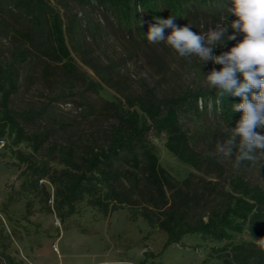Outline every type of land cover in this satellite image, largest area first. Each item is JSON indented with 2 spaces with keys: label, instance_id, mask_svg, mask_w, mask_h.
<instances>
[{
  "label": "trees",
  "instance_id": "trees-1",
  "mask_svg": "<svg viewBox=\"0 0 264 264\" xmlns=\"http://www.w3.org/2000/svg\"><path fill=\"white\" fill-rule=\"evenodd\" d=\"M71 1L81 8L95 5L121 28L136 30L142 40L156 18L171 15L179 21L196 11L235 18L227 11L231 0H60V4L67 9ZM67 17L64 26L49 0H0V38L9 42L0 48V142L5 141L21 170L20 194L39 197V210L54 213L60 222L83 201L103 216L126 209L130 221L142 218L166 234L163 248L179 243L186 234H199L202 240L223 242L208 254L219 264H264V243L259 240L264 238V185L248 179L253 160L237 165L235 149L231 158L216 149L218 141L231 137V128L242 116L232 111L241 98L222 97L210 87H185L164 100L149 91L128 96L126 107L106 100L97 106L85 91H96L101 83L78 72L67 32L75 36L83 63L106 84L108 67L83 45L77 14ZM90 28L99 35L97 25L90 23ZM80 81L86 90L75 89ZM23 90L28 94L36 90L47 99L18 106ZM72 96L77 98L74 106L63 109ZM151 132L164 133L165 148L198 173L176 180L160 164ZM244 231L250 240H233V233ZM0 264H15L2 248L1 237ZM199 264H208L207 259Z\"/></svg>",
  "mask_w": 264,
  "mask_h": 264
},
{
  "label": "rangeland",
  "instance_id": "rangeland-1",
  "mask_svg": "<svg viewBox=\"0 0 264 264\" xmlns=\"http://www.w3.org/2000/svg\"><path fill=\"white\" fill-rule=\"evenodd\" d=\"M64 21L68 24V14L75 13L81 20L83 45L98 56L102 65L107 66L108 84L101 82L97 75L83 63L80 53L75 49V36L67 32V44L82 76L100 81L96 91L87 90L85 95L97 106L103 101L121 102L126 107L128 96L145 95L153 91L164 100L185 87H209L205 76L213 68L220 70L222 65L208 61L203 64L197 56L183 58L170 46L161 42L152 44L147 38L142 40L136 30L131 32L121 28L115 19L95 5L81 8L69 2L67 9L60 0H49ZM236 17L226 23H231ZM179 26L190 24L197 34L224 23L217 15L196 11L186 18L175 21ZM90 23L98 26L99 35L93 33ZM149 27L146 28L148 33ZM229 28L226 35H231ZM171 29H166L169 35ZM243 33L235 41L217 45L213 55H220L234 47ZM9 42L0 38V48ZM42 81V80H41ZM37 84L34 86L36 89ZM43 88V86H42ZM76 90H86L82 81L77 82ZM48 97V96H47ZM47 99L36 90L30 94L21 91L16 104L24 107L27 103ZM76 97L67 98L63 109L72 108ZM69 101V102H68ZM140 115L141 112H139ZM215 127V123H209ZM264 134V127L258 128ZM150 141L154 146L160 164L176 179L182 180L190 172H196L189 164L181 162L165 148L164 133L151 132ZM253 168L248 174L251 183L264 185V151L257 150ZM14 158L5 141L0 142V237L2 248L11 255L15 264H199L207 259L208 264H219L215 258L208 257L211 247L221 246L223 242L202 240L199 234H186L177 244L163 248L166 234L150 227L145 220H129L126 209L118 210L108 216L88 206L84 201L76 206L77 211L60 222L54 213L39 210V197L22 196L20 186L24 180L21 170L14 165ZM52 191L53 187L45 181ZM31 207H28V203ZM246 231L233 233V240H250ZM75 259L76 257H81ZM79 261V262H78Z\"/></svg>",
  "mask_w": 264,
  "mask_h": 264
},
{
  "label": "clouds",
  "instance_id": "clouds-1",
  "mask_svg": "<svg viewBox=\"0 0 264 264\" xmlns=\"http://www.w3.org/2000/svg\"><path fill=\"white\" fill-rule=\"evenodd\" d=\"M227 11L236 17L231 23H218L207 31L197 34L190 24L179 26L174 16L167 19L156 18L149 26L146 38L152 44L166 43L180 57L197 56L203 64L212 61L222 65L205 76L208 86L225 97L241 98L232 111L242 112V116L232 129L230 138L216 143L217 152L224 158H231L234 149L239 155L236 164L244 160H255L257 150L264 151V134L255 131L264 127V0H231ZM231 35H226L228 29ZM166 29H171L165 35ZM243 33V38L229 51L213 55L217 45L235 41ZM237 137L239 142L237 143ZM264 243V238L259 239Z\"/></svg>",
  "mask_w": 264,
  "mask_h": 264
},
{
  "label": "crops",
  "instance_id": "crops-1",
  "mask_svg": "<svg viewBox=\"0 0 264 264\" xmlns=\"http://www.w3.org/2000/svg\"><path fill=\"white\" fill-rule=\"evenodd\" d=\"M77 258H78L79 261H80V259L82 258V256H81L80 258H79V257H76L75 259H77ZM79 261H78V262H79ZM79 263H80V262H79ZM79 263L76 262V264H79ZM59 264H61V263H59Z\"/></svg>",
  "mask_w": 264,
  "mask_h": 264
}]
</instances>
